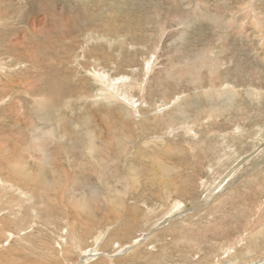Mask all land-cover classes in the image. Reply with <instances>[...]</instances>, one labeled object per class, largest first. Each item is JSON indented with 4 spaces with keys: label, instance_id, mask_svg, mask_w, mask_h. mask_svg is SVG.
I'll list each match as a JSON object with an SVG mask.
<instances>
[{
    "label": "rangeland",
    "instance_id": "rangeland-1",
    "mask_svg": "<svg viewBox=\"0 0 264 264\" xmlns=\"http://www.w3.org/2000/svg\"><path fill=\"white\" fill-rule=\"evenodd\" d=\"M0 264H264V0H0Z\"/></svg>",
    "mask_w": 264,
    "mask_h": 264
},
{
    "label": "bare ground",
    "instance_id": "bare-ground-1",
    "mask_svg": "<svg viewBox=\"0 0 264 264\" xmlns=\"http://www.w3.org/2000/svg\"><path fill=\"white\" fill-rule=\"evenodd\" d=\"M107 79V78H106ZM104 80V79H103ZM114 82V81H113ZM127 85V84H126ZM115 86V85H114ZM92 139V138H91Z\"/></svg>",
    "mask_w": 264,
    "mask_h": 264
}]
</instances>
